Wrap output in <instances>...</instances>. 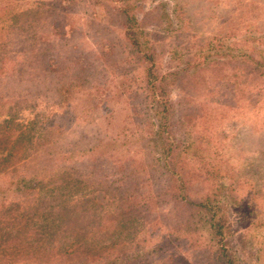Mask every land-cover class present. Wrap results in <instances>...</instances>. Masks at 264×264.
Here are the masks:
<instances>
[{
	"label": "trees",
	"instance_id": "trees-1",
	"mask_svg": "<svg viewBox=\"0 0 264 264\" xmlns=\"http://www.w3.org/2000/svg\"><path fill=\"white\" fill-rule=\"evenodd\" d=\"M12 1L15 3H6L7 6L0 10V72L8 77L15 75L17 79L27 68L32 73H40L47 78L44 80L49 81V86L44 84L39 88L50 93L61 112L38 137L37 147L42 151L44 162L42 170L63 171L60 181L73 185L75 192L79 191L81 183L88 188L96 189L98 185L104 189L119 203L118 211L109 216L111 221L119 224H116L117 232L120 225L121 229H126L132 222L148 223L158 207L165 211L159 213L163 219L173 217V210L178 212L174 216L175 224L169 225L166 234L160 235L161 244L151 250L144 241H137L129 253L122 249L103 256L94 248L73 258L65 257L59 264H154L155 258L165 255L185 238L201 234H206L204 242L207 245L201 264H241L231 245L233 232L226 206L241 201L237 198L239 192L251 187H245V181H238L241 179L237 170L220 165L218 150L197 147L195 142H186L182 138L179 140L176 128H186L183 136H190L193 123L198 121L197 125H200L203 119L191 117L194 108H188L189 104L203 107L212 95L219 97L211 100L218 104V99L242 96L255 102V109L264 105L263 52L257 50L256 56H250L243 51L235 56L226 49L227 52L218 57L225 59L222 74L236 60L243 59V64L249 66L235 65L234 73L230 69L225 81L228 87L220 86V95L210 92L209 97H202L197 92L181 93L182 98L177 103L178 119L175 120L178 109L172 100L171 85L179 81L181 73L189 72L188 89L197 82L203 83L199 88L207 89L216 76L207 70L217 66L207 58L208 55L201 61L187 62L162 73L157 69L158 50L150 38L151 33L134 13L136 6H131L129 0H110L118 3L116 13L120 19L121 37L108 26L101 25L94 9L90 13L73 14V20L87 25L88 32L68 18L71 12L66 4L76 6L78 3L77 6L84 9L106 0H39L32 10L24 11L25 0ZM55 20L60 21L61 35L52 28ZM18 26H21L20 31ZM15 32L24 34L23 39L18 40L20 44L8 38ZM239 32L236 30L237 36ZM257 33L259 39L245 36L241 43H264V31ZM96 37L102 39L103 44L96 43L93 40ZM90 40L96 43V48L88 42ZM117 47L119 49H115ZM24 54L29 61L23 59L15 64L18 55ZM72 56H77L81 64L72 63ZM11 58L15 69H11ZM127 65L130 68L127 81L136 83L139 92L131 85L113 84V78L103 77L104 71L111 74V70ZM191 74L199 75L200 79L194 80ZM128 112L130 115H126ZM121 117L127 119L126 127L122 128L124 121L116 129L107 128ZM257 117L262 126L264 115ZM65 125L68 128L81 126V130L77 136L64 140L61 135ZM208 136L203 135L204 138ZM32 173L19 171L0 178V202L19 193L25 197L33 195L38 188L35 182L40 177ZM102 228L98 227L96 233L101 235ZM115 233L116 230L111 234ZM118 235L120 238L121 233Z\"/></svg>",
	"mask_w": 264,
	"mask_h": 264
},
{
	"label": "rangeland",
	"instance_id": "rangeland-1",
	"mask_svg": "<svg viewBox=\"0 0 264 264\" xmlns=\"http://www.w3.org/2000/svg\"><path fill=\"white\" fill-rule=\"evenodd\" d=\"M13 2L15 3L12 0H2L0 10L7 6L6 3L10 5ZM38 2L39 0H25L23 11L32 10ZM129 4L136 6L134 13L151 33L150 38L158 50L157 69L162 73L187 62L201 61L206 55L209 60L212 59V64L217 65L207 70L216 74L207 89L199 88L203 84L201 82L188 89L190 73L180 74L179 81L171 85L176 109L182 98L181 93L190 95L191 92H197L202 97H209L210 92L220 95L219 87H228L225 81L229 70L234 73L239 65L249 66L243 64V59L233 60L226 68L227 72L222 74L225 59L218 57L227 52L226 49H230L235 56L243 51L256 56L257 50L264 54V43H241L245 36L259 39L257 32L264 31V0H129ZM66 5H69L71 12L68 18H72L75 26L82 25L84 32H88L87 25L77 19L73 20V14L81 11L90 13L94 9L103 27L108 26L118 36H122L120 19L116 13L118 3L106 0L87 5L88 8L84 9L77 6L80 5L78 3L76 6H71V3ZM55 21L52 28L58 31L56 34L61 35L60 21ZM17 30L20 31L21 26ZM236 30L241 31L238 36ZM13 35L8 38L15 44H20L18 40H22L24 34L15 32ZM93 40L103 44L99 37ZM93 40L88 42L95 47ZM23 59L29 61L27 55H18L15 64ZM70 60L81 64L77 56H72ZM13 64L11 58V69L16 68ZM129 69L127 65L111 70V74L104 71L103 77L113 78V84L123 82L126 87L131 85L133 90L139 92L136 83L127 81ZM250 71L252 73L253 70ZM132 76L137 77L136 74ZM192 76L194 75L191 74ZM194 78L197 80L200 76L195 75ZM44 79L47 78L38 72L32 73L29 68L19 79L15 75L8 77L0 72V178L19 171L33 172L31 175L40 177L35 182L38 188L36 187L37 191L33 195L25 197L19 193L0 202V264H59L65 257L79 255L94 248L106 256L109 252L122 249L129 253L137 241H144L149 250L160 245V235L166 234L167 227L175 224L174 216L178 212L173 210V217L163 219L159 213L165 211L158 207L157 213L149 217L148 223L132 222L126 229H121L120 225L117 232L116 224H119L111 221L109 216L118 211L119 203L105 193L104 189H100L98 185L96 189L88 188L81 183L79 191L75 192L73 185L68 186L60 181L63 171L42 170L44 162L42 151L37 147L38 137L45 132L44 128L48 123L57 120L61 114L50 93L39 88L44 84L49 86V81ZM216 98L219 97L212 95L211 100ZM211 100L207 101L211 107L207 103L203 107L189 104L188 108H194L191 110V117L196 119L201 116L203 119L199 123L201 126L197 125L198 121L193 123L190 136H183L187 129L177 126L176 134L179 140L182 138L186 142L193 141L197 147L218 150L217 160L220 165L237 170L241 179L238 181H245L243 185L251 187L239 192L237 198L241 201L231 204L238 217L236 224L230 223L233 232L231 245L238 253L241 264H264V123L261 126L257 122V115H264V105L255 109V102L242 96L238 99H218L219 104ZM178 113L179 109L175 120L178 119ZM126 122L127 119L121 117L117 123H112L107 128L116 129L121 123L124 128L127 126ZM80 128L81 126L75 125L68 128L65 125L61 138L68 140L77 136ZM204 130L207 131L204 133ZM35 132L39 134L35 135ZM204 134L209 136L204 138ZM100 226L103 227L101 235L96 233ZM115 230L116 233L111 234ZM118 233H121L120 238ZM205 235L185 238L165 255L155 258L154 264H201L207 246L204 242Z\"/></svg>",
	"mask_w": 264,
	"mask_h": 264
},
{
	"label": "clouds",
	"instance_id": "clouds-1",
	"mask_svg": "<svg viewBox=\"0 0 264 264\" xmlns=\"http://www.w3.org/2000/svg\"><path fill=\"white\" fill-rule=\"evenodd\" d=\"M226 211L230 214V223L236 224L238 222V217L237 213L233 211V207L231 205H227Z\"/></svg>",
	"mask_w": 264,
	"mask_h": 264
}]
</instances>
